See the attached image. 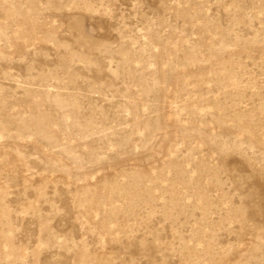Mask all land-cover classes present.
I'll use <instances>...</instances> for the list:
<instances>
[{
    "label": "rangeland",
    "instance_id": "1",
    "mask_svg": "<svg viewBox=\"0 0 264 264\" xmlns=\"http://www.w3.org/2000/svg\"><path fill=\"white\" fill-rule=\"evenodd\" d=\"M0 264H264V0H0Z\"/></svg>",
    "mask_w": 264,
    "mask_h": 264
}]
</instances>
